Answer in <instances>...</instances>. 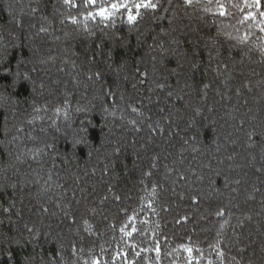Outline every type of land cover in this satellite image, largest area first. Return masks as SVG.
<instances>
[{
	"label": "trees",
	"instance_id": "trees-1",
	"mask_svg": "<svg viewBox=\"0 0 264 264\" xmlns=\"http://www.w3.org/2000/svg\"><path fill=\"white\" fill-rule=\"evenodd\" d=\"M75 2L0 0V264H264L259 13Z\"/></svg>",
	"mask_w": 264,
	"mask_h": 264
},
{
	"label": "snow or ice",
	"instance_id": "snow-or-ice-1",
	"mask_svg": "<svg viewBox=\"0 0 264 264\" xmlns=\"http://www.w3.org/2000/svg\"><path fill=\"white\" fill-rule=\"evenodd\" d=\"M194 2L199 3L200 0H184L185 5L188 6H191ZM63 3L70 7H78L75 0H63ZM209 3H211V0H209ZM157 6H158V0L157 2H154V0H83L82 5H80V7L87 10V14L84 16L85 23L88 20L95 21L97 17L100 18L101 23L106 21H111L118 14H121V9H125L127 15V22L129 24H133L137 22L138 18H140L143 15V11L155 10ZM245 6L250 9L254 8L256 12L259 13L261 19L257 20L256 14L252 11H249L247 15L243 17L240 23H244L245 21L251 20L257 26L260 27L261 31H264V11L260 10L261 0H251V3H249L248 0H245ZM133 9H135V12H133ZM223 9H224V5L220 3V0H217V10L219 11V14L222 16L225 15ZM33 11H35V9H33ZM205 11H211V9L206 6ZM71 21L72 23H78L75 16L71 17ZM40 30L42 32L46 31L45 28H41ZM243 42H244V38H241V43ZM96 75L98 76L99 74L97 73ZM133 111H136V109H133ZM5 211H8V209H5ZM217 214L222 215L223 212L221 211ZM185 251L189 253L188 264H192V259H193L191 255L192 249L187 248L185 249ZM220 255H223V253H220ZM93 264H98V262L93 261Z\"/></svg>",
	"mask_w": 264,
	"mask_h": 264
}]
</instances>
